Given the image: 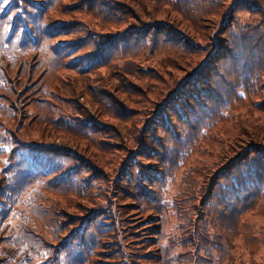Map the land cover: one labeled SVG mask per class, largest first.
Here are the masks:
<instances>
[{
	"label": "rangeland",
	"instance_id": "obj_1",
	"mask_svg": "<svg viewBox=\"0 0 264 264\" xmlns=\"http://www.w3.org/2000/svg\"><path fill=\"white\" fill-rule=\"evenodd\" d=\"M109 1L123 14H131V20L106 16L90 0H59L48 10V15L57 23L82 28L76 36L89 31L90 39L96 43L133 21H161L195 48L159 46L151 52L147 49L119 52L105 63L78 71L66 62L85 51L60 60L53 56L49 41L41 39L39 44L22 41L20 36L13 35L17 23L10 34L11 23L0 17V72L4 77L0 79V109L8 114L0 111V121L15 141H36L56 147L81 158L78 166L87 165L83 175L93 171L86 181L74 180L83 186L82 193L48 183L45 179L52 174L46 175L44 182L40 178L23 181V170L15 163V157L9 155V146L0 137V181L5 177L6 182L15 183L16 190L9 211L0 217V264H53V258L45 259L57 254L68 233L66 226L69 230L74 219L79 217L80 221L83 212L92 208L109 211L103 222L108 221L110 212L118 215L120 223L115 233H99L92 228L101 239L99 251L113 248L115 243H102L117 236L126 245L125 258L115 256L114 264H264V198L240 212L234 210L233 216L228 215L229 207L223 202L218 201L222 210L219 211L208 201L213 177L229 158L216 163L220 147L229 145L233 150L231 156H238L264 144V71L257 88L245 99L231 101L224 109L225 116L216 113L207 116L206 120L213 125L201 138H194L190 128L189 136L177 142L169 134L161 133L173 147L171 159H179L180 164L172 168L161 161L165 172L171 174L156 186L155 199H136L135 183H146L137 180V174L131 182H125L122 175V170L130 171L123 165L127 157L139 146H146L144 123L176 87L177 81L196 67L193 64L192 68H186L184 63L194 61L192 56L199 45L216 39L215 29L205 26L215 25L217 29L232 8L233 0H203L201 5L210 2L203 9L194 7L192 0ZM25 3L40 4L39 0H17L20 13ZM238 15L255 17L244 9ZM255 19L257 26L264 28V21L258 24L259 18ZM22 25L27 32L26 22ZM92 48L95 50V46ZM202 58L197 57L196 63ZM261 64L264 68V59ZM81 113L102 129L93 136H85L58 127L57 120L52 123L60 114L81 118ZM191 138L195 141L191 142ZM183 150L187 155L180 156ZM139 154L135 151L133 156ZM156 156L142 158L141 168L156 169L155 164L147 165ZM74 163L76 160L67 159L65 167ZM126 183L134 185L133 190L124 186ZM157 207H161L162 216ZM154 224H158L159 233L147 228ZM109 253L95 252L89 256L88 264H99L116 255ZM61 259L65 257L61 255ZM95 259L99 261L94 262Z\"/></svg>",
	"mask_w": 264,
	"mask_h": 264
},
{
	"label": "trees",
	"instance_id": "obj_2",
	"mask_svg": "<svg viewBox=\"0 0 264 264\" xmlns=\"http://www.w3.org/2000/svg\"><path fill=\"white\" fill-rule=\"evenodd\" d=\"M59 0H39L40 4L33 5L25 3L23 13L19 11L20 6L17 0H0V17L11 23L16 24L10 34L20 36L22 41L39 44L41 39L50 42V49L53 56L58 59H64L70 54L81 50L83 53H77L66 62L69 66L75 67L78 71L88 70L97 64L105 63L110 57L119 52L136 53L147 49V52L153 51L159 46H177L183 50L195 48L194 45L171 26L160 22L139 23L133 21L127 27L119 29L116 33L106 36L103 40L96 43L90 37V32L77 35L78 30L82 28L70 26L69 24H60L52 20L48 15V10L53 8ZM177 1V0H176ZM193 6L202 9L208 7L210 2L203 3V0H192ZM109 0H90V4L99 5V10H103L104 15L110 17H120L123 21H130V15L123 14L116 7L109 4ZM225 19L219 24L208 26L212 27L216 39L197 47L194 61H186L184 66L196 67L191 69L185 77L177 81L176 87L168 93L161 105L153 112L151 117L144 123L146 146L141 145L135 151L140 154L127 157L123 165L130 171L122 170L123 180L131 182L133 175L137 174V180L145 182L141 184L136 182V199L153 200L157 192L156 186L164 183L171 171L167 174L161 161L171 165L172 168L180 164V160L171 159L173 147H170L168 141L164 140L163 134H169L170 138L177 142L188 137L187 129H192L191 135L194 138H201L205 135L213 122L206 120L207 116L216 113L220 116L226 115L227 106L231 101L245 99L249 92L254 91L261 80V74L264 71L260 63L264 59V28L257 26L255 18L259 22L264 21V1L263 0H233ZM244 9L252 17H241L239 10ZM6 10V11H5ZM22 10V9H21ZM191 13V12H189ZM132 16V15H131ZM204 20V18H200ZM22 22H26L27 32H24ZM203 28V27H202ZM208 45V48L206 46ZM95 46V50H93ZM210 46V47H209ZM92 48V49H90ZM203 56L202 61L196 63V58ZM192 68V67H191ZM4 78L0 72V79ZM7 90V89H6ZM152 106V104H149ZM3 108H8L3 105ZM148 108H144L146 111ZM229 109V108H228ZM6 115L5 111L1 110ZM206 114V115H205ZM81 118H75L72 115L60 114L56 119H52L58 127L80 133L85 136H93L102 128L92 121L93 119L80 114ZM60 134V133H56ZM0 137L2 142L8 147L9 155L15 157V163L23 170L21 177L23 181L32 179H41L51 175L48 183H55L61 189H72L77 193H82L84 188L77 185L74 180L86 181L93 171L88 175H83L87 165H81V158L71 156L68 153L56 147L47 146L36 141H24L15 137L0 121ZM192 139V138H191ZM195 140L192 139L191 142ZM221 150L216 154L217 164H220L224 158H228L221 169L214 175L212 188L209 193V202L216 205L219 211L218 201L223 202L229 207L228 215L233 216L234 210L240 212L246 206L258 199L264 198V144L256 145L249 153H242L238 156L232 155L233 150L229 145L227 148L220 147ZM255 153V155H252ZM157 155L153 163L148 161L147 165H157V168H141L142 158L145 156ZM187 155V151L180 152V156ZM231 157H230V156ZM242 155V156H241ZM168 156V159L166 157ZM67 159L76 160L77 163L69 167L66 166ZM149 159V158H148ZM147 159V160H148ZM64 168V169H63ZM0 181V217L9 211L14 202L13 197L16 190L15 183L10 184L1 177ZM22 181V182H23ZM45 181V182H46ZM46 182V184H47ZM155 183H157L155 185ZM155 185V188H154ZM127 188L133 190L134 185L124 184ZM159 198V197H158ZM157 198V200H158ZM239 205H243L239 207ZM102 208H92L78 219H74L73 225L68 227V233L64 236V242L61 243L57 254H51L45 260L53 258V264H88L89 256L96 253L116 254L110 255L108 261H100L99 264H114L115 256L123 255V247L119 237L113 241H107L102 244L115 243L113 248L108 251H99L101 239H98L97 233L92 232V228L99 233L113 232L117 229V219L114 212H110L108 221H101L106 215ZM161 214V207H157ZM237 212V213H238ZM224 213V212H223ZM77 216V215H75ZM162 216V214H161ZM232 220H235L233 217ZM161 221V219H160ZM64 222L62 221L61 224ZM120 223V222H119ZM76 227H75V225ZM158 224L148 226L159 233ZM112 234V233H110ZM134 242L131 241V243ZM42 243V242H41ZM130 242L128 241V244ZM43 244V243H42ZM44 245V244H43ZM61 255L65 257L61 259ZM123 258L124 255H123ZM95 259L94 262H98Z\"/></svg>",
	"mask_w": 264,
	"mask_h": 264
}]
</instances>
